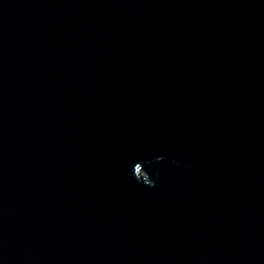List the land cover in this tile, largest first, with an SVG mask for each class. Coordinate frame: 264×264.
<instances>
[{
  "label": "water",
  "instance_id": "1",
  "mask_svg": "<svg viewBox=\"0 0 264 264\" xmlns=\"http://www.w3.org/2000/svg\"><path fill=\"white\" fill-rule=\"evenodd\" d=\"M0 264H264V0H0Z\"/></svg>",
  "mask_w": 264,
  "mask_h": 264
}]
</instances>
